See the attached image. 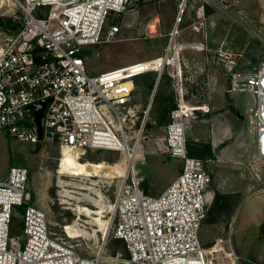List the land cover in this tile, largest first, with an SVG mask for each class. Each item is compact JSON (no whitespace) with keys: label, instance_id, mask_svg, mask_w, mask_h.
<instances>
[{"label":"built area","instance_id":"obj_1","mask_svg":"<svg viewBox=\"0 0 264 264\" xmlns=\"http://www.w3.org/2000/svg\"><path fill=\"white\" fill-rule=\"evenodd\" d=\"M23 12L22 28L12 33L0 27V129L19 140L58 145L61 161L66 151L79 159L88 151H121L129 155L112 203V217L104 241L122 240L129 260L137 264H240L231 234L224 245L206 249L199 230L213 202L206 192L212 183L208 160L192 151V117L210 113L207 102L193 105L186 99L179 25L170 32L163 55L89 74L85 48L111 42L120 26L109 25L113 16L129 11L132 0H16ZM207 50L204 43L190 44ZM214 61L234 75L241 55L220 46ZM172 71L175 107L157 144L159 154L179 157L183 166L159 195L142 187L145 177L136 161L145 139L146 119L138 127L133 101V78L156 72L158 83ZM234 77H236L234 75ZM256 97L252 109L256 123L255 150L264 160V62L246 78ZM156 92V90H155ZM48 99L42 138L26 108ZM150 101L147 116L151 110ZM210 116V115H209ZM211 123V118H210ZM85 183L83 177H79ZM29 169L11 166L0 179V264H100L104 247L93 256L83 254L70 240L77 238L65 225L68 238L52 231L46 214L31 205L27 192ZM91 201L94 203V201ZM14 206L24 207L22 235L10 237ZM79 226V223H78ZM24 239V243L22 240Z\"/></svg>","mask_w":264,"mask_h":264},{"label":"rangeland","instance_id":"obj_2","mask_svg":"<svg viewBox=\"0 0 264 264\" xmlns=\"http://www.w3.org/2000/svg\"><path fill=\"white\" fill-rule=\"evenodd\" d=\"M19 12L23 15L16 0H0V16L18 18ZM108 24L120 26V31L111 42L85 48L83 58L89 74L163 55L170 32L179 25L178 41L188 44L180 50L186 99L193 105L207 102L211 106V123L207 120L201 125L192 117V125L199 126L194 128L200 131L191 133L190 138L192 149L204 144L212 149V154L199 155L208 160L212 174L206 192L213 198L215 189L237 192L235 204L227 213L216 212L203 221L199 239L204 248L212 249L224 245L231 234L233 248L241 256L240 264H264V160L256 155V123L251 110L257 101L246 82L264 62V0H132L129 11L113 16ZM202 41L209 47L206 51L190 45ZM220 46L241 55L236 77L214 61ZM172 75V71L165 73L156 88V72L133 78V101L129 107L134 110L138 127L145 119L146 123L149 121L135 166L145 177L141 187L150 195H159L183 166L181 158L159 154L157 141L164 129L150 126L155 123L158 108L155 99L147 116L155 94L157 100L171 96L175 102ZM128 157L121 151L95 150L86 152L81 161L95 165L103 162L119 170V166L125 167ZM59 162L58 145L25 142L0 129V179L8 175L11 166L27 167L29 203L44 211L54 233L68 238L65 225L74 223L77 228L79 223L80 236L70 241L83 254L93 256L104 247L100 264H137L129 260L124 242L112 237V230L107 240L103 238L112 217L110 204L121 179L84 178L85 185L98 182L99 191L90 196L98 202L103 199L106 204L104 223L99 222V215L79 213L81 206L97 211L99 204L96 207L86 201L88 191L74 186V182L81 183L80 178L58 172ZM23 212L24 207L14 206L16 220L10 237L22 235L19 223Z\"/></svg>","mask_w":264,"mask_h":264},{"label":"bare ground","instance_id":"obj_3","mask_svg":"<svg viewBox=\"0 0 264 264\" xmlns=\"http://www.w3.org/2000/svg\"><path fill=\"white\" fill-rule=\"evenodd\" d=\"M119 170L112 168L110 166H107V164L103 162L98 163V164L96 163V165L91 164L89 161L82 162L81 159H79L78 154L72 153L69 151H66L64 153L62 157V161H61V173L72 175V176H75L76 178H79V177H83L87 179L88 177H99V178H106V179L116 178L121 175L122 171L121 169ZM96 185H98L97 181H93L89 185H85V183L74 182L75 187H79V188H82L88 191L86 194V196L88 197L87 198L85 197L86 201L92 199V201H94V204H96V207L99 204V210L97 211L87 206H81L79 208V213L80 214L85 213L86 215H89V216H91L92 214L99 215L96 219H98L99 222L100 221L103 222L102 219L104 217V212H105L104 207L106 204L103 199H101V201L98 202L99 200L95 201L96 198L90 196L91 193H96L97 191H99ZM100 193L102 194L101 191ZM110 208L112 209V204H110ZM73 224L67 227L69 229V232L73 235L80 236V234L78 233L79 231H77V228L78 229L80 228L78 226H76L77 228L73 227ZM109 224H110V221H109Z\"/></svg>","mask_w":264,"mask_h":264},{"label":"trees","instance_id":"obj_4","mask_svg":"<svg viewBox=\"0 0 264 264\" xmlns=\"http://www.w3.org/2000/svg\"><path fill=\"white\" fill-rule=\"evenodd\" d=\"M137 1L144 2L145 0H137ZM18 15H19L18 18H14L13 16H0V27L9 30L12 33L18 32L23 25V15L21 12H19ZM154 99L158 103V108L155 111V119H154L155 123L154 125H150V126L160 127L164 129V127L170 121V112L175 107V102L171 96H165V97L160 96V98H158L157 100V94H155ZM146 127H149V121H147ZM192 151L195 155L212 154V149L209 144H204L200 149H192ZM236 196L237 194L223 193L218 189H215L214 200L211 206L209 207L208 215L214 214L216 212L218 214L227 213L228 210H230L232 206L235 204L234 199L236 198ZM15 220H16V216H14L13 218L12 226L14 225ZM215 221L216 218L215 220H213V222ZM19 224L23 227V222H20Z\"/></svg>","mask_w":264,"mask_h":264},{"label":"water","instance_id":"obj_5","mask_svg":"<svg viewBox=\"0 0 264 264\" xmlns=\"http://www.w3.org/2000/svg\"><path fill=\"white\" fill-rule=\"evenodd\" d=\"M158 83V78L157 82L155 85V88L157 87ZM48 104V99L38 101L26 108L27 114L30 115L31 121L36 125L38 133H39V138H42V124H43V115L45 108Z\"/></svg>","mask_w":264,"mask_h":264},{"label":"crops","instance_id":"obj_6","mask_svg":"<svg viewBox=\"0 0 264 264\" xmlns=\"http://www.w3.org/2000/svg\"><path fill=\"white\" fill-rule=\"evenodd\" d=\"M180 16V15H179ZM179 19V18H178ZM212 32H213V30H212ZM207 39H208V36H207ZM202 43H205L204 41H202ZM207 43V45H208V42H206ZM209 46V45H208ZM209 48V47H208ZM197 50V49H196ZM198 51H201V50H198ZM204 51V50H203ZM206 51V50H205ZM209 104V103H208ZM209 106H210V104H209ZM210 108H211V106H210ZM193 118H195V120L197 121V120H199V122H200V124L201 125H205V121H207V120H210V117H209V114L208 113H197L196 115H193ZM212 126H213V124H212ZM164 191V190H163ZM224 193H226V192H224ZM227 193H234V194H237V192L236 191H232V192H227Z\"/></svg>","mask_w":264,"mask_h":264}]
</instances>
